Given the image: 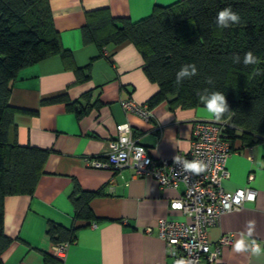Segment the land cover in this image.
<instances>
[{
    "label": "crops",
    "instance_id": "1",
    "mask_svg": "<svg viewBox=\"0 0 264 264\" xmlns=\"http://www.w3.org/2000/svg\"><path fill=\"white\" fill-rule=\"evenodd\" d=\"M175 1L49 0L61 42L72 57L67 62L53 55L26 66L12 84L9 103L35 111L15 113L17 142L51 152L33 194L4 198V232L12 238L1 255L4 264H45L43 252L51 254L53 244L46 233L49 221L77 227L65 260L57 264H172L168 247L158 236V221L186 219L182 211L170 207L184 185L161 187L157 179L137 175L132 167L93 168L86 159L104 156L116 137V125L123 122L131 123L132 136L152 155L173 159L190 150L195 124L214 118L204 106L172 109L166 100L150 109L148 119L125 112L121 100L131 97L147 103L158 84L146 76L144 59L131 41L110 43L101 50L83 42L81 27L89 10L106 7L115 17L138 20L155 4ZM89 63L91 77L78 81L74 66ZM61 94L89 110L79 117L65 102L45 101ZM232 146L223 187L227 191L251 187L256 198L222 213L210 227L209 239L214 247L223 235L232 234L231 242L222 246V264H264V257L257 260L233 251L240 234H246L248 221L255 222L250 239L264 248V141L249 144L236 136ZM75 180L83 189L101 192L90 202L95 214L91 221L74 220L69 196Z\"/></svg>",
    "mask_w": 264,
    "mask_h": 264
},
{
    "label": "trees",
    "instance_id": "2",
    "mask_svg": "<svg viewBox=\"0 0 264 264\" xmlns=\"http://www.w3.org/2000/svg\"><path fill=\"white\" fill-rule=\"evenodd\" d=\"M224 8L237 13L240 22L219 27L217 14ZM85 14L81 27L85 44L95 43L102 50L107 44L129 40L137 47L146 76L159 86L147 101L149 108L164 100L172 109L204 106L197 90L218 91L229 106L222 119L230 123L231 141L236 136L249 144L264 141V0H177L155 4L149 15L138 20L115 17L106 7ZM249 51L259 62L245 66L243 58ZM53 55L67 62L72 57L61 42L49 0H0V264H4L3 251L12 242L4 232V198L33 194L51 152L17 142L15 113L35 111L9 103L12 84L20 69ZM236 56L240 63L233 61ZM185 64H195L197 75L177 85L176 73ZM90 67L91 63L74 66L78 81L91 77ZM208 78L212 84L206 82ZM45 101L65 102L79 117L90 108L70 102L66 94ZM100 193L74 181L69 196L74 220L95 218L90 202ZM76 230L74 224L49 221L46 233L53 243H72ZM43 254L45 264L60 262L52 254Z\"/></svg>",
    "mask_w": 264,
    "mask_h": 264
},
{
    "label": "built area",
    "instance_id": "3",
    "mask_svg": "<svg viewBox=\"0 0 264 264\" xmlns=\"http://www.w3.org/2000/svg\"><path fill=\"white\" fill-rule=\"evenodd\" d=\"M120 103L127 113L146 119L151 115L147 103H139L131 97ZM229 124L227 119L201 120L195 124L190 150L176 157L182 161L202 162L205 168L199 174L185 171L182 165L174 163V158L152 155L132 136L130 122L116 125V137L104 156L86 159L87 165L93 168L132 167L137 175L157 179L161 187L184 185V191L171 201L170 207L182 211L186 219L161 218L158 221V236L165 241L172 264L181 259L191 260L194 264H222V246L231 242L232 234L223 235L219 244L213 247L208 234L210 227L218 222L222 213L239 209L246 201L256 198L257 192L251 187L235 191L223 187V179L229 176L227 160L233 152ZM151 230V227L146 229L147 232ZM70 244L69 241L53 243L51 254L64 261Z\"/></svg>",
    "mask_w": 264,
    "mask_h": 264
},
{
    "label": "clouds",
    "instance_id": "4",
    "mask_svg": "<svg viewBox=\"0 0 264 264\" xmlns=\"http://www.w3.org/2000/svg\"><path fill=\"white\" fill-rule=\"evenodd\" d=\"M240 22V17L237 13L233 12L231 8H224L219 11L216 18V23L221 28L229 27L231 24H238ZM235 63H240V57H233ZM258 58L249 51L245 54L243 58V64L254 65L257 64ZM197 75V68L195 64H185L181 69L176 73L175 83L177 85L182 84L185 79H191L193 76ZM208 84H212V79L208 78L206 81ZM197 96L200 102L204 105L207 112L215 120L219 121L222 119L225 113L229 111V106L226 101V97L223 93L218 91H209L205 88L203 90H197ZM174 163L182 165V168L185 171H190L194 174H199L204 171L205 165L200 161H182L180 157L174 158ZM174 207H179V205H174ZM255 228L254 221H248L246 224V234L241 233L240 238L235 241L233 244V251L235 253H245L250 254L251 257L261 260L264 257V248L261 247L255 239H250L253 235ZM177 264H194L191 260L181 259L177 261Z\"/></svg>",
    "mask_w": 264,
    "mask_h": 264
}]
</instances>
